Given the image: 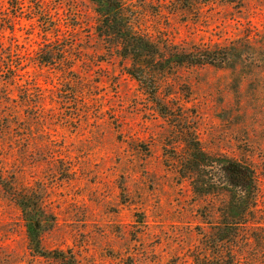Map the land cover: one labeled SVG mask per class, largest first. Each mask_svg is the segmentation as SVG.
<instances>
[{"label": "rangeland", "instance_id": "obj_1", "mask_svg": "<svg viewBox=\"0 0 264 264\" xmlns=\"http://www.w3.org/2000/svg\"><path fill=\"white\" fill-rule=\"evenodd\" d=\"M127 3L141 33L219 60L136 78L90 0H0V264H264V0ZM226 159L257 186L233 253L217 235Z\"/></svg>", "mask_w": 264, "mask_h": 264}, {"label": "trees", "instance_id": "obj_2", "mask_svg": "<svg viewBox=\"0 0 264 264\" xmlns=\"http://www.w3.org/2000/svg\"><path fill=\"white\" fill-rule=\"evenodd\" d=\"M90 1L97 16L95 33L109 55L118 56L122 63H129L123 67L124 72L128 75L136 78H138L137 75H170L177 67L204 65L219 60L215 53H191L178 49L166 41L161 43L153 40L147 34L141 33L140 24L136 21L139 18L132 10L131 5H128L127 0ZM51 53V48L44 52V57L39 60V63L41 65L52 64V60L56 59H53ZM59 63H61V59L55 62V64ZM11 66V63H8L7 70H11ZM72 66L71 62L68 69ZM141 80L143 79L140 78ZM196 149L198 150V148ZM199 152L189 160L190 168H193L197 174V179L194 182L196 188L200 192L202 190L209 191L213 183L210 177L211 173L207 169L213 165V162L201 151ZM221 172L224 180L223 190L227 192L228 200H225L224 225L219 227L217 235L220 232V242L226 245L227 252L233 253L237 233L244 231V228L246 230L247 227H252L249 226V221L253 222L254 220L257 186L254 171L247 165L226 159L222 164ZM29 216L27 232L30 241L35 243L39 237L41 224L33 216ZM247 240L251 242L249 238ZM195 259L199 263L198 258L195 257ZM237 262L242 264L239 259L235 263ZM200 264L203 262L200 261Z\"/></svg>", "mask_w": 264, "mask_h": 264}]
</instances>
